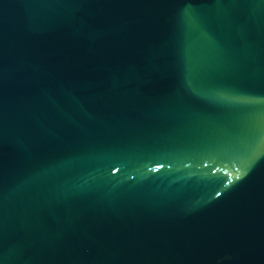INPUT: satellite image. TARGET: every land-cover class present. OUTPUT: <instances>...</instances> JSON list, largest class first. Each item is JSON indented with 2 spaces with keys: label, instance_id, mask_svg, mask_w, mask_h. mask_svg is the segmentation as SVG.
I'll return each instance as SVG.
<instances>
[{
  "label": "water",
  "instance_id": "95a60500",
  "mask_svg": "<svg viewBox=\"0 0 264 264\" xmlns=\"http://www.w3.org/2000/svg\"><path fill=\"white\" fill-rule=\"evenodd\" d=\"M0 264H264V0H0Z\"/></svg>",
  "mask_w": 264,
  "mask_h": 264
}]
</instances>
